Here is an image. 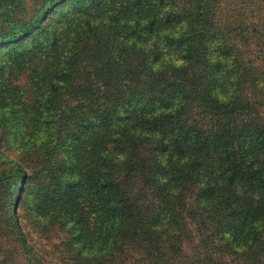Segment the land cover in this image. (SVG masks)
<instances>
[{"label":"trees","instance_id":"trees-1","mask_svg":"<svg viewBox=\"0 0 264 264\" xmlns=\"http://www.w3.org/2000/svg\"><path fill=\"white\" fill-rule=\"evenodd\" d=\"M0 264H264V0H0Z\"/></svg>","mask_w":264,"mask_h":264},{"label":"rangeland","instance_id":"rangeland-1","mask_svg":"<svg viewBox=\"0 0 264 264\" xmlns=\"http://www.w3.org/2000/svg\"><path fill=\"white\" fill-rule=\"evenodd\" d=\"M25 74H20L17 78V80L15 81V84L21 86V87H24L23 85H25ZM33 237V240L36 242V245H37V249H39V246H44L47 248L48 247V244L47 242L44 240V239H41L35 235H32ZM191 243H188V242H185L184 243V248H185V251L187 252V254L190 253V247H191Z\"/></svg>","mask_w":264,"mask_h":264}]
</instances>
